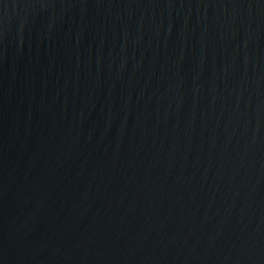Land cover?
Instances as JSON below:
<instances>
[{
  "label": "water",
  "instance_id": "95a60500",
  "mask_svg": "<svg viewBox=\"0 0 264 264\" xmlns=\"http://www.w3.org/2000/svg\"><path fill=\"white\" fill-rule=\"evenodd\" d=\"M0 264H264V0H0Z\"/></svg>",
  "mask_w": 264,
  "mask_h": 264
}]
</instances>
